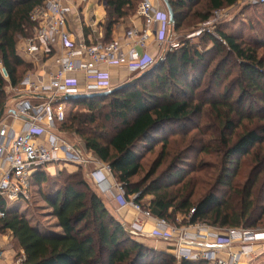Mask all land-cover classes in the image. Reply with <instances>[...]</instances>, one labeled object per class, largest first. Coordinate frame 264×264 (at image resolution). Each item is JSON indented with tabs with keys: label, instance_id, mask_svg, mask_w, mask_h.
Here are the masks:
<instances>
[{
	"label": "trees",
	"instance_id": "16d2710c",
	"mask_svg": "<svg viewBox=\"0 0 264 264\" xmlns=\"http://www.w3.org/2000/svg\"><path fill=\"white\" fill-rule=\"evenodd\" d=\"M45 1L0 0V62L8 73L6 78L3 71H0V111L12 99L6 96V86L9 84L12 88L19 87L25 78L24 74L30 71L31 66L18 55L17 45L21 38L33 37L36 24L32 22L31 14ZM103 1L107 11L106 34L109 38L112 28L137 10L140 0ZM196 1L169 0L175 14V31L181 29L184 10ZM237 2L238 0H209L207 12L198 18L201 22H207L214 12L232 7ZM217 37H206L213 44L212 52L219 56L229 49L241 61L243 94H247L243 86L246 84L253 94L260 93L264 100L263 61L257 59L254 51L242 49L235 37L221 30L217 31ZM205 60L206 57L196 48L184 45L179 50L168 53L166 60L155 66L154 71L142 74L145 76L137 84L118 87L117 91L106 97L79 100V106L85 105L88 113H74L72 110L75 107L70 109L72 112L67 114L62 129L80 136L85 149L111 167L118 182L127 190L128 197L140 195L138 188L130 190V180L140 170V151L154 145L159 138L167 145V136L187 130L192 120L201 113L202 106L194 105L191 100L195 93L192 83L196 81V76L201 80L200 68ZM22 68H28L27 72L22 74ZM152 76L154 81L147 84L145 80ZM107 100L109 103L102 106ZM231 100L232 94L226 93L218 101L207 102V105L215 110L225 131H231L230 134L233 135L234 119L237 118L239 122L249 119V112L239 110L240 107L235 109ZM97 106H101V109L97 110ZM106 109L108 113L104 122L111 119L120 122L109 132L106 126L100 125L102 112ZM222 110L227 111L224 118L220 114ZM263 143L264 127L244 132L232 145L228 142L217 185L231 189L237 175V167H233L239 164L235 160L237 156H248L253 147ZM180 175L174 173L171 176L180 180ZM46 181L47 177L43 173L35 178L38 185ZM256 183L257 179L249 182L240 193H235L241 197L237 204L229 198L218 200L215 194H211L196 206L191 203L190 194H182L180 201V198L172 195L160 183L147 192L154 196L147 209L154 216L168 222L175 219L178 213H182L184 219L189 218L191 211L195 209L190 218L192 224L256 229L264 216V209L258 215L260 208L252 198ZM83 188L88 192H83ZM89 189L90 186L81 173L68 176L61 183V189L55 198L48 200L62 230L58 234L42 233L30 224L25 215L8 211L7 204L0 200V212L5 213L0 218V233L9 231L16 237L24 251L23 264H177L174 257L158 253L138 241L107 208L102 198ZM141 200L142 197L137 202ZM182 264L199 263L185 261Z\"/></svg>",
	"mask_w": 264,
	"mask_h": 264
},
{
	"label": "built area",
	"instance_id": "2783aa9c",
	"mask_svg": "<svg viewBox=\"0 0 264 264\" xmlns=\"http://www.w3.org/2000/svg\"><path fill=\"white\" fill-rule=\"evenodd\" d=\"M90 1L46 0L31 14L36 27L33 37L25 39V52L32 60L41 56L52 58L54 69L49 73L48 82H44L38 73L24 78L22 84L27 97L16 102L12 109L15 115L9 112L15 119L23 120L20 116L27 119L23 120V130L17 133L5 117L0 123V200L6 204L29 200L38 174H48L50 167L58 169L65 165L90 169V177L99 191L110 193L115 199L124 196V188L115 180L109 165L102 164L80 145H71L57 135L69 110L65 98L118 88L112 69H124L128 75H142L154 68L158 61L150 51L152 38L159 48L170 43L164 56L178 49V44L169 41L168 11L152 0H143L139 5L137 16L143 20V28L128 30L125 41H76L69 29L68 16L80 4ZM244 1L256 5L264 3V0ZM222 18V11H216L189 38L210 34ZM78 76H83L85 81ZM132 197L124 204L120 202L122 209L133 211L130 229L136 234H144L145 228L152 224L148 236L169 244L180 263L239 264L242 257L253 253L254 245L264 243V231L192 224L190 218L195 209L187 218V224L171 225L154 216L141 201L137 202L138 196ZM4 216L5 213L0 212V218ZM235 246H239V252L233 251ZM24 259H17L14 264H23Z\"/></svg>",
	"mask_w": 264,
	"mask_h": 264
},
{
	"label": "rangeland",
	"instance_id": "374dc122",
	"mask_svg": "<svg viewBox=\"0 0 264 264\" xmlns=\"http://www.w3.org/2000/svg\"><path fill=\"white\" fill-rule=\"evenodd\" d=\"M152 1L156 4H160L163 9L167 10L161 0ZM142 2L143 0H140L139 5ZM208 8L209 0H197L192 6H190V8L184 10V21H182L181 29L175 31L173 28L174 26L171 25V31L169 33V41L172 44H178V49L173 51L179 50L184 45H189L190 47L196 48L206 57L204 64L200 68V71L202 72L201 80L199 81L200 78L196 76V81L192 83L195 93L194 98L191 100L194 105L202 106L201 113L192 120L188 125L187 130H183L169 137L167 136V145L162 143L159 138L156 139L154 145L143 148L140 151V170L136 176L131 178L130 190H134L135 188L140 190V195H136V197L138 196V199L142 197L141 203L146 209L154 198L153 195H150L147 192L153 186H156L157 184L159 185L160 183L164 187L166 186L168 192L177 196V198H180V201L182 200V194H190L192 196L191 203L194 206L198 205L199 202L205 200L211 194H215L218 200H226L229 198L234 204H237L240 202L241 197L237 194L235 195V193H240L241 190L246 188L249 182H254L257 179L254 189L255 195L252 198L256 202L258 208H260L258 211L259 215L263 213L264 209V143L253 147L248 156H237L235 160L238 161L239 164L237 166L233 165L234 168L237 167V175L234 178L231 189H228L225 186L219 187L217 185V179L224 163L223 161L227 150L226 144L228 142L231 143V145L234 144L238 140L239 135H242L244 132L249 130H260L264 127L263 96L260 93L253 94L246 84L243 86L247 90V94H243L241 61L238 60L236 55L232 54L229 49H226L224 54L217 56L215 52H212V42L206 37H217V31L221 30L226 34L235 37L242 49H250L254 51L257 59L264 63V3L256 5L245 2L244 0H238L234 6L219 10L222 11L223 18L219 24L212 29L210 34L198 38H189V36L195 33L203 25L204 22H201L198 17L206 13ZM137 10L132 12L129 17L136 16ZM24 40L25 39L22 38L19 40L17 49L21 48L20 45H22ZM169 44L160 48L154 45L157 48V51L154 54L156 61H158L156 67L162 60V62L166 60L167 55L164 56L163 53L166 49H170ZM27 70L28 68H22V74L26 73ZM29 70L32 71V67H30ZM0 71H3L1 62ZM24 75L25 77L27 76V74ZM144 76L141 74L128 75L127 80L125 81L126 83L124 82L123 85H116L118 87H127L130 84H137L139 79H143ZM152 81H154L153 76L151 79L145 80L147 84H150ZM140 82L144 83V81ZM142 87L144 86L142 85ZM7 89H10L9 84L6 86L5 90L7 98L11 99L13 94ZM226 93L232 94L231 104L234 105L235 109L240 107L239 110L244 109L247 113L249 112V119H245L242 122H239L237 118L234 119L235 131L233 132V135L230 134L232 133L231 131H225L222 121L215 114V110L207 105V102L218 101ZM251 93L252 95H249ZM108 103L107 100L102 106ZM79 104L80 102L78 101L65 102L67 109H69L67 113L69 114L71 111L70 109L74 107L75 108L72 110L74 113H88V108H86L85 105L79 106ZM99 109H101V106H97V110ZM107 113V109L105 111L103 110L101 115L103 118L101 117L100 119V125L106 126L109 132L117 127L120 122L115 119L104 122L103 120ZM220 114L224 118L227 111L222 110ZM56 133L67 143L71 145H80L85 149V144L82 138L76 135V133L63 130L62 126L59 127ZM100 162L106 164L102 161ZM59 169L62 170L60 174H58ZM90 171V169L87 170L86 168L65 165V167L62 166L61 168L58 166L57 173L55 167H50L48 169L49 175L45 173L47 177L45 183L42 185H38L36 182L33 183L29 200L18 204L8 203L7 210L25 215L30 224L42 233H62L48 200L55 198L61 189V183L64 178L81 173V175L84 176L87 185L90 186L89 190L96 193L105 202L104 195H106V193L104 194L101 190H97L90 177ZM174 173L181 174V179L176 180L172 178L171 175ZM114 178L118 182L115 176ZM82 190L83 192H88V190L86 191L84 188ZM123 193L124 196L122 198H114L113 200V209L115 210V213L117 215L120 213L119 218H116L122 222V224L134 236H136L138 241L158 253L174 257L177 264H182L173 255V250L169 244L148 236L149 229L147 227L145 228L144 234H136L130 229L129 224H131L134 219V216H132L133 211L122 209V204L120 202L124 204L125 201L130 200L133 197H128L129 194L125 188L123 189ZM124 213L127 214L123 215ZM186 219H184L182 213H178L175 219L169 221V223L174 226H179L185 223L187 224ZM259 222L257 228L251 230L256 232L264 231V216ZM201 224L214 228V226L210 224ZM261 244L264 245V243ZM257 246L258 245L253 246V253L251 255L242 257L245 258L246 261L249 260V264H255V262H257L262 256V254H260L262 252L256 248ZM99 250L100 249L98 248V252ZM233 251L239 252V246H235ZM15 256L16 259H22L20 253ZM239 264H241V262Z\"/></svg>",
	"mask_w": 264,
	"mask_h": 264
},
{
	"label": "crops",
	"instance_id": "0c3cea01",
	"mask_svg": "<svg viewBox=\"0 0 264 264\" xmlns=\"http://www.w3.org/2000/svg\"><path fill=\"white\" fill-rule=\"evenodd\" d=\"M69 29L73 34V38L79 42H96V41H125V35L128 30L132 28L141 29L143 28V20L136 16H131L119 21V23L112 28V32L110 37H107L106 34V26H107V11L106 6L103 0H92L87 4H80V7L73 11L69 16ZM25 40L20 45L21 48L17 49L18 55L32 67V71H29L27 75L38 73L40 77L44 80V82H48L49 80V73L54 69L53 60L52 58L46 57H39L37 60H32L30 57L27 56L25 52ZM154 39L152 38L150 41V51L152 54H155L157 51ZM113 75V80L115 84L123 85L124 82L127 80L128 73L124 69H112L111 70ZM78 78L84 82L85 79L83 76H78ZM34 80H38L37 77ZM126 83V82H125ZM9 92L13 94L12 99L8 103L6 114H5V121L11 125L14 130L19 133L24 128V121L21 119H15L12 116H9V112L12 111L13 107L15 106L16 102L24 99L27 97L25 88L23 84H21L17 88L7 89ZM36 101V100H33ZM88 152V151H87ZM92 155H95L91 152H88ZM57 172V169H56ZM62 172L59 169L60 174ZM104 200L107 208L114 214L115 217L119 218L120 213L117 215L115 210L113 209L114 206V196L110 193L104 195ZM124 213L123 215H126ZM134 216V214L132 215ZM132 218V217H131ZM131 225V224H129ZM147 228L149 232L152 230V224L148 225ZM260 250V254H262L261 258L255 262V264H264V245L257 244ZM260 245V246H259ZM21 254L22 258H24V252L19 245L18 240L14 235L9 232L0 233V264H14L17 254ZM251 255V254H250ZM241 264H249V260L246 261L245 258L241 259ZM253 263V262H251Z\"/></svg>",
	"mask_w": 264,
	"mask_h": 264
},
{
	"label": "water",
	"instance_id": "95a60500",
	"mask_svg": "<svg viewBox=\"0 0 264 264\" xmlns=\"http://www.w3.org/2000/svg\"><path fill=\"white\" fill-rule=\"evenodd\" d=\"M164 5L166 6L167 8V11H168V14H169V18H170V24L171 25H175V14H174V11L170 5V2L169 0H161ZM162 63V61H161ZM151 72L154 71L153 68L150 70ZM3 74L4 76L7 78L8 77V73L5 69H3ZM119 89V88H118ZM117 88L112 90V91H109V92H105V93H100V94H92V95H84V96H67L65 99L66 101H79V100H89V99H94V98H97V97H106V96H109L111 94H113L115 91L118 90ZM6 110H7V106H5L1 111H0V123L1 121L3 120L5 114H6ZM12 114H16L15 111H12ZM20 118H22L23 120H27L26 118L20 116Z\"/></svg>",
	"mask_w": 264,
	"mask_h": 264
},
{
	"label": "bare ground",
	"instance_id": "6f19581e",
	"mask_svg": "<svg viewBox=\"0 0 264 264\" xmlns=\"http://www.w3.org/2000/svg\"><path fill=\"white\" fill-rule=\"evenodd\" d=\"M251 241H252V240H250V241H247V242H251ZM249 252H250V251H248V254H250Z\"/></svg>",
	"mask_w": 264,
	"mask_h": 264
}]
</instances>
